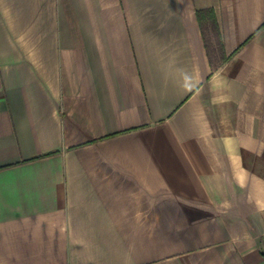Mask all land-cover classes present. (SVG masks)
Wrapping results in <instances>:
<instances>
[{
  "label": "crops",
  "instance_id": "obj_1",
  "mask_svg": "<svg viewBox=\"0 0 264 264\" xmlns=\"http://www.w3.org/2000/svg\"><path fill=\"white\" fill-rule=\"evenodd\" d=\"M262 253L264 0H0V264Z\"/></svg>",
  "mask_w": 264,
  "mask_h": 264
},
{
  "label": "rangeland",
  "instance_id": "obj_2",
  "mask_svg": "<svg viewBox=\"0 0 264 264\" xmlns=\"http://www.w3.org/2000/svg\"><path fill=\"white\" fill-rule=\"evenodd\" d=\"M202 36L204 39L207 53L210 56L212 66L215 67L217 63L221 62L222 54L220 51L219 39L216 33L214 32V29L211 27L209 20L203 23Z\"/></svg>",
  "mask_w": 264,
  "mask_h": 264
},
{
  "label": "trees",
  "instance_id": "obj_3",
  "mask_svg": "<svg viewBox=\"0 0 264 264\" xmlns=\"http://www.w3.org/2000/svg\"><path fill=\"white\" fill-rule=\"evenodd\" d=\"M198 20L209 19L215 30H218L216 18L212 8L196 10ZM264 255V253H262Z\"/></svg>",
  "mask_w": 264,
  "mask_h": 264
}]
</instances>
